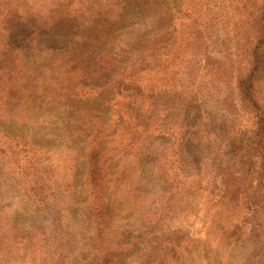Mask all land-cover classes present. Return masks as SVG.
Segmentation results:
<instances>
[{
	"label": "rangeland",
	"instance_id": "374dc122",
	"mask_svg": "<svg viewBox=\"0 0 264 264\" xmlns=\"http://www.w3.org/2000/svg\"><path fill=\"white\" fill-rule=\"evenodd\" d=\"M263 2L0 0V264H264Z\"/></svg>",
	"mask_w": 264,
	"mask_h": 264
},
{
	"label": "trees",
	"instance_id": "16d2710c",
	"mask_svg": "<svg viewBox=\"0 0 264 264\" xmlns=\"http://www.w3.org/2000/svg\"><path fill=\"white\" fill-rule=\"evenodd\" d=\"M169 3L170 8L175 11L176 13H179L180 15H184L185 18L182 19L183 23L185 24V26L187 25L186 28H188V30H190L191 28L193 30H195V32L201 33L203 30V24H204V19H200L198 18V16H194L193 15V10H188L185 8V0H167ZM244 11H247L248 9L243 8ZM249 15L253 16L252 13H248ZM256 17L253 19V23H256L255 27H258L259 32L257 31V38L255 41V45H253L251 47V54H252V58H251V64H252V68L250 69V75H248V77L246 78H242L240 77L236 82H237V90L238 92L244 96V99H247L248 101L252 102L253 105L256 107V133H257V145H258V149H259V156H260V165H261V171L260 173H258V175H260V177H262V179H264V109L262 107H260L259 102L257 101L256 97L254 96L253 93V89H252V85L247 84L248 81H252L251 76L257 72H259L263 67H264V2L262 3L261 7L258 8V10L256 11ZM180 17V16H179ZM187 33V39H191L194 40L196 39V37L193 38V36L190 32H186ZM199 36H202V34H200ZM198 39V38H197ZM187 44V43H186ZM187 46V45H186ZM210 75H212L213 73H209ZM206 75V74H204ZM213 82H215V79H212ZM217 83V82H216ZM191 95L188 96V102L190 104V102H194L197 97H199L198 94V90H192ZM188 104V103H187ZM188 111L184 110L183 114H187ZM175 132V138L178 140H182L183 137L186 134V127L185 125H180L177 127V130L174 131ZM204 133L208 136H212V133L210 131H207L204 129ZM91 161H92V165L90 166V171H91V177L92 179L95 177V175L97 174V164L96 161H93V156L92 154H97L98 150L97 148H93L91 149ZM47 191L52 192L53 190L50 189ZM38 193L32 190V196L35 197ZM263 201H264V184H263ZM40 198V197H39Z\"/></svg>",
	"mask_w": 264,
	"mask_h": 264
}]
</instances>
